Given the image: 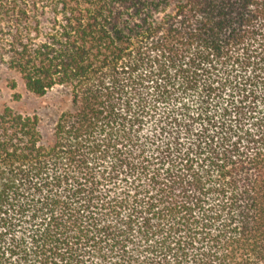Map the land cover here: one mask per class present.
<instances>
[{"label":"trees","instance_id":"trees-1","mask_svg":"<svg viewBox=\"0 0 264 264\" xmlns=\"http://www.w3.org/2000/svg\"><path fill=\"white\" fill-rule=\"evenodd\" d=\"M0 64L70 103L0 112V264H264V0H0Z\"/></svg>","mask_w":264,"mask_h":264},{"label":"rangeland","instance_id":"rangeland-1","mask_svg":"<svg viewBox=\"0 0 264 264\" xmlns=\"http://www.w3.org/2000/svg\"><path fill=\"white\" fill-rule=\"evenodd\" d=\"M13 83L16 84L15 88L11 87ZM15 94H19V101H15ZM4 106L37 115L43 134L48 135L60 113L69 109L70 103L60 87H54L43 97H34L28 94L19 77L0 64V112Z\"/></svg>","mask_w":264,"mask_h":264}]
</instances>
